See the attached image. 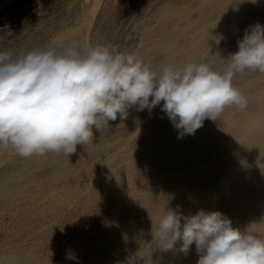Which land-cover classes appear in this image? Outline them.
Returning a JSON list of instances; mask_svg holds the SVG:
<instances>
[{
	"label": "bare ground",
	"instance_id": "bare-ground-1",
	"mask_svg": "<svg viewBox=\"0 0 264 264\" xmlns=\"http://www.w3.org/2000/svg\"><path fill=\"white\" fill-rule=\"evenodd\" d=\"M63 1V9L56 3L59 13L52 1L23 24L0 22V45L19 38V48L9 52H27L57 27L52 44L88 47L89 38L80 35L90 29L96 47L115 31L119 4L129 2L108 0L98 11L100 0L80 6ZM131 5L141 23L133 54L153 70L203 62L222 72L245 31L264 25V0ZM233 86L246 97L247 107L226 106L193 135L180 137L160 106L137 107L127 121L108 122L110 142L77 145V155L47 152L18 160L11 145H1L0 217L8 215L14 230L0 245V264H197L194 244L184 253L179 242L165 250L152 239V223H159L167 207L185 216L220 211L233 227L264 240V73H238ZM0 228H5L1 221ZM69 254L77 259H68Z\"/></svg>",
	"mask_w": 264,
	"mask_h": 264
},
{
	"label": "clouds",
	"instance_id": "clouds-1",
	"mask_svg": "<svg viewBox=\"0 0 264 264\" xmlns=\"http://www.w3.org/2000/svg\"><path fill=\"white\" fill-rule=\"evenodd\" d=\"M237 44L222 72L203 62L153 70L115 45L53 43L43 50L0 52V145H11L24 158L69 156L94 139L93 128L126 118L133 106H160L180 137L193 135L226 106L247 107L233 86L236 74L264 73V25L250 26ZM151 235L165 250L179 242L187 253L194 244L197 264H264V240L233 227L220 211L185 216L167 207Z\"/></svg>",
	"mask_w": 264,
	"mask_h": 264
},
{
	"label": "rangeland",
	"instance_id": "rangeland-1",
	"mask_svg": "<svg viewBox=\"0 0 264 264\" xmlns=\"http://www.w3.org/2000/svg\"><path fill=\"white\" fill-rule=\"evenodd\" d=\"M46 0H0V22L2 24V26H7V25H13V24H20V23H24L25 19L30 16L32 13L33 14H36V15H40L42 14L44 11H45V8L47 6L45 5H49V3L52 4V1L55 2L54 6H55V13H56V8H57V13H59V10L61 9L60 7L62 6V9H63V5L64 7H67L66 3L64 4V1L62 2V0H57V2L55 0H52L49 2V0H47L46 2H49L48 4L45 2ZM62 3H60V2ZM76 3L75 4H79L77 6H80V5H84V4H91L92 3V0H75ZM82 3H81V2ZM89 1V2H88ZM108 0H100V3L97 4V10L100 11L101 8L103 7V5L107 2ZM144 0H129V2H126V4H119L120 6V9H118V14L116 15V18L115 19V26H114V32L110 33L108 36H107V39L102 42V44L99 43V45L97 46H118V51L120 52H124V53H134L136 47V45H138L140 43V38H141V33H140V30H139V24H141L140 22H138L137 20H135L133 14H132V11H131V7L132 5L131 4H134V3H141L143 2ZM59 4V8L57 7V4ZM50 4V5H51ZM62 4V5H61ZM129 4V5H128ZM34 5V6H33ZM124 5L126 7L125 10H127L126 12L128 13H125L123 11V9L125 8ZM122 6V7H121ZM20 7V8H19ZM41 7V8H40ZM43 7V8H42ZM45 7V8H44ZM6 10L9 8V11H2V10ZM33 8V9H32ZM78 8V7H77ZM123 8V9H122ZM12 9V10H11ZM30 9V10H29ZM61 9V10H62ZM28 10V11H27ZM120 10V11H119ZM133 10V8H132ZM123 11V12H122ZM17 13V14H16ZM27 13V14H26ZM54 13V14H55ZM9 14V15H8ZM12 14V15H11ZM29 14V15H28ZM130 14H132L131 16H129ZM19 15V16H18ZM121 15V16H119ZM118 16V17H117ZM6 18V19H3V18ZM13 20L14 19V22L12 20H10V18ZM26 17V18H25ZM121 17V18H120ZM129 17V18H128ZM118 19V20H116ZM120 19V20H119ZM10 20V24L6 21ZM17 20V21H16ZM125 20V21H124ZM127 20V21H126ZM6 22V23H5ZM13 22V23H12ZM126 22V23H125ZM137 22L139 24H137ZM118 24V25H117ZM136 24V25H135ZM126 25V26H125ZM56 28V29H55ZM53 29L50 30L49 33L46 32V34L44 35H41L38 42L34 45V47L28 51H32V50H42L43 48V45L44 47L48 45V42H49V45L52 44L51 40L54 39V36H56V34L59 32L58 31V28L55 27ZM122 28V29H121ZM137 29V30H136ZM54 31V32H53ZM58 31V32H57ZM56 32V33H55ZM139 34H138V33ZM84 35V37H83ZM86 36V37H85ZM3 37V35L1 36ZM80 37L82 38H91V31L90 29L87 31L85 30V32L83 31V33L80 35ZM113 40H112V39ZM87 39V43H89L87 46H91L92 42L91 39L89 40ZM11 42H9V41ZM89 40V41H88ZM40 41V42H39ZM137 41V42H136ZM9 42V43H8ZM43 42V43H42ZM8 43V45L10 47H5V44ZM40 43V44H39ZM20 46V40L19 38H12V39H5V42H4V45H0V52H9L10 48H13L15 50H17ZM39 46V47H38ZM42 47V48H41ZM93 47V46H91ZM138 48V47H137ZM134 49V50H133ZM16 53H18V51H16ZM105 126V127H104ZM107 125L106 124H103L101 125L100 129L99 130H96L95 128H93V134H94V139L90 142V144H93V146H100L102 144H104L105 142H110L112 140V137L111 135L108 133L107 134ZM102 133V134H101ZM105 133V134H104ZM107 134V135H106ZM105 135V136H103ZM101 136V137H100ZM108 136V137H107ZM123 137H126V135H123ZM103 139V140H102ZM107 139V140H106ZM105 141V142H104ZM98 142V143H97ZM100 143V144H99ZM102 143V144H101ZM1 146V145H0ZM80 153V150L79 148H77V151L74 153V154H79ZM18 160H20L22 157L20 155H18L16 157ZM76 163V164H75ZM75 166L77 167L78 164L77 162L74 161ZM1 167V165H0ZM0 221L2 223V226L4 229H1L0 230V245L5 243L6 240H7V237H6V232L8 231H12L14 230L12 227H13V223L12 221L9 219V216L8 215H3V217L1 216L0 217ZM11 224H10V223ZM4 223V224H3ZM6 223V224H5ZM11 227V228H10ZM93 227L92 229H94V226H91ZM96 228V227H95ZM4 239V240H3Z\"/></svg>",
	"mask_w": 264,
	"mask_h": 264
},
{
	"label": "built area",
	"instance_id": "built-area-1",
	"mask_svg": "<svg viewBox=\"0 0 264 264\" xmlns=\"http://www.w3.org/2000/svg\"><path fill=\"white\" fill-rule=\"evenodd\" d=\"M136 109H137L136 106L130 107V108L127 110V116H126V118L121 119L120 117H118V119H120L121 121H127V120L130 118V116H132V114L134 113V111H135Z\"/></svg>",
	"mask_w": 264,
	"mask_h": 264
}]
</instances>
